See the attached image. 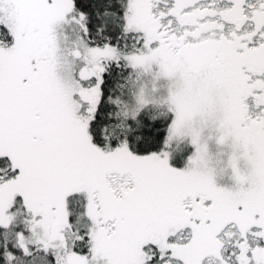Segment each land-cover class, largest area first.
<instances>
[{
  "label": "snow or ice",
  "instance_id": "snow-or-ice-1",
  "mask_svg": "<svg viewBox=\"0 0 264 264\" xmlns=\"http://www.w3.org/2000/svg\"><path fill=\"white\" fill-rule=\"evenodd\" d=\"M0 264H264V0H0Z\"/></svg>",
  "mask_w": 264,
  "mask_h": 264
}]
</instances>
